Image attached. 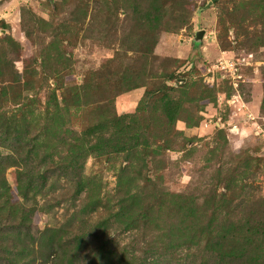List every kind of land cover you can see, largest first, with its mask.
Returning <instances> with one entry per match:
<instances>
[{
	"label": "rangeland",
	"instance_id": "rangeland-1",
	"mask_svg": "<svg viewBox=\"0 0 264 264\" xmlns=\"http://www.w3.org/2000/svg\"><path fill=\"white\" fill-rule=\"evenodd\" d=\"M171 1L0 0V123L28 124L1 154L34 152L35 169L88 153L83 192L59 204L75 191L62 181L27 219L74 250L65 264H200L204 248L264 264V0ZM14 231L0 255L27 242Z\"/></svg>",
	"mask_w": 264,
	"mask_h": 264
},
{
	"label": "trees",
	"instance_id": "trees-1",
	"mask_svg": "<svg viewBox=\"0 0 264 264\" xmlns=\"http://www.w3.org/2000/svg\"><path fill=\"white\" fill-rule=\"evenodd\" d=\"M173 1H171V4L176 2ZM167 6L168 4H166V8ZM162 10L160 12L157 10L155 13L156 18L160 16L161 12L163 13ZM157 23L158 22H156V24ZM77 89H79V91L81 90L80 88ZM168 90L170 89L164 87L163 90L159 91L165 93ZM78 94L79 92H76L75 95L72 96V99L76 98ZM20 116H23V114ZM53 119L55 120L56 118L53 116L49 117L47 115V120L43 121L44 127L42 130L47 132H56L57 130L49 128L48 122ZM115 122H118V117L113 114L112 120L110 121L113 127L117 126ZM22 125H28L26 122L22 123V117L18 119V121L13 119L8 123L4 119L0 123V135L12 132L18 136L19 132L17 131H21L23 129ZM25 131L26 129L22 132L23 136L24 133L25 135L28 134V132ZM52 136L53 135L48 134L46 138L51 139ZM25 138L26 140L29 139V141L37 139L35 135ZM14 139H16L15 136ZM117 139L118 135L115 140ZM22 140L23 139L19 138L20 143ZM44 144L47 145V143ZM76 147L81 148L79 145ZM21 154L22 153H20L19 150H13L6 156L2 155L0 152V169H7L9 167L16 168L14 186H12L6 178L5 180L4 178L0 179V201H2L0 203V212L2 211L1 208L4 206H6L5 209H7L6 217H4V214L2 215L0 213V228L12 225L16 234V236L14 235V242L20 241L24 243V240H27V242L21 245L18 244V246L14 245L12 248L8 246L5 252L0 255V258L8 261V264H34L36 261H40L41 264H65V262L70 258V260H72L73 256L71 257V255L74 253V250L71 248H65V245L67 244L62 240V236H59L60 238L57 241L48 239V236L43 239V234L38 238V236L32 232V221L28 222L27 219H30L31 214L35 213L37 209L36 206H34L37 203V196L46 195L48 192L53 191L55 186L57 189V184L62 181H66L68 185L73 186L75 191L74 194H72V197H66L65 191H63L62 188L60 192L54 193L52 198L56 199L59 204L72 200L83 192L85 180L82 176L83 170L80 171V169H82V161L88 153L81 150V153H76L75 155L67 154L66 158L59 157L56 161L54 160L55 156L53 154H47L46 157L48 158V161H45L43 158L44 162L41 161V165H38L39 167H36L35 169L29 168V162L31 163L35 159L34 152L27 151L23 153L24 158H21ZM96 202L97 201L93 200L84 203L79 212H81V210L87 213L93 212L95 210L94 207ZM30 203H33V206H31ZM14 216H17L16 220H13L12 217ZM246 223L249 224V220H247ZM248 230L250 231V228H248ZM254 234L255 233L252 235ZM37 238L38 242L36 243ZM0 249H2V252L4 251L2 246ZM208 249L209 248H204L200 257V264H235L233 259H226L227 257H231L230 251H227L225 254H222L220 251L216 257L213 258L207 254L209 252Z\"/></svg>",
	"mask_w": 264,
	"mask_h": 264
},
{
	"label": "built area",
	"instance_id": "built-area-1",
	"mask_svg": "<svg viewBox=\"0 0 264 264\" xmlns=\"http://www.w3.org/2000/svg\"><path fill=\"white\" fill-rule=\"evenodd\" d=\"M223 64V62H220V64L219 65H221L222 66V68L224 69V70H227V71H229V73L231 74V76H232V78H233V82H234V84H236V86H237V84H238V79L241 77L240 75H237V68H236V64L235 63H233V62H224V64Z\"/></svg>",
	"mask_w": 264,
	"mask_h": 264
},
{
	"label": "water",
	"instance_id": "water-1",
	"mask_svg": "<svg viewBox=\"0 0 264 264\" xmlns=\"http://www.w3.org/2000/svg\"><path fill=\"white\" fill-rule=\"evenodd\" d=\"M204 31L200 30L196 33L195 38L193 40L194 46L195 47H199L200 44L202 43L203 37H204ZM185 81L184 79L182 80V82Z\"/></svg>",
	"mask_w": 264,
	"mask_h": 264
}]
</instances>
